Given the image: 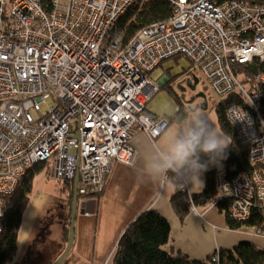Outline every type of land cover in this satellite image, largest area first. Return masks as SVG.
<instances>
[{
  "label": "built area",
  "instance_id": "obj_1",
  "mask_svg": "<svg viewBox=\"0 0 264 264\" xmlns=\"http://www.w3.org/2000/svg\"><path fill=\"white\" fill-rule=\"evenodd\" d=\"M146 1L0 0V235L8 198L33 165H50L59 180L77 171L83 196L102 192L113 161L132 165L137 127L154 137L168 124L145 104L159 88L151 71L176 54L187 56L212 91L228 99L225 118L251 165L217 170V190L221 184V195L231 198L228 216L259 212L264 224V73L245 68L264 62V2L169 0L167 19L124 42L118 20ZM242 112L251 125L233 121ZM115 114L133 124L124 131L110 126ZM100 155L102 163L90 162ZM242 184L249 193L238 192ZM255 232L264 237V229Z\"/></svg>",
  "mask_w": 264,
  "mask_h": 264
},
{
  "label": "crops",
  "instance_id": "obj_2",
  "mask_svg": "<svg viewBox=\"0 0 264 264\" xmlns=\"http://www.w3.org/2000/svg\"><path fill=\"white\" fill-rule=\"evenodd\" d=\"M166 81L167 77L164 75L159 83ZM198 98L203 104L205 99ZM174 122L170 119L167 126ZM154 143H158L157 138L151 140L148 134L138 131L131 140L138 153L135 163H114L107 174L104 190L96 196H83L78 199L79 213L77 210L74 239L65 264H109L120 233L138 212L147 209L156 210L169 223V239L164 246L166 250L172 247L181 250L190 258L204 260L216 249H230L241 241L251 242L264 249V237L256 234L254 227L228 228L224 214L217 207L198 205L201 215L193 214L187 209L177 212L170 201L175 192L171 178L162 180V177H151L144 170L145 158ZM202 179L205 184L204 175ZM203 188L199 190L189 185L188 190L191 194H199ZM64 225L65 222L60 223L58 230L62 231ZM59 231L46 238L50 242L47 253L50 252L51 258L41 264L49 263L54 254L59 256L63 251V239L62 236L59 237ZM34 237L30 231L25 236V244L28 246L31 242L32 248L26 252L29 257L25 253L20 258L22 263L37 260L36 254L44 252L45 246ZM19 239L20 235L17 243ZM18 246L19 244L16 253ZM57 247L61 250H56Z\"/></svg>",
  "mask_w": 264,
  "mask_h": 264
},
{
  "label": "trees",
  "instance_id": "obj_3",
  "mask_svg": "<svg viewBox=\"0 0 264 264\" xmlns=\"http://www.w3.org/2000/svg\"><path fill=\"white\" fill-rule=\"evenodd\" d=\"M250 2H264V0H247ZM172 6L169 0H147L145 3L131 5L117 22L118 29L123 35L124 42L128 41L139 27L148 25L150 22L165 20L169 17ZM245 68L252 72L264 73V62L261 64L250 63ZM165 86V84H164ZM174 94L173 90L170 89ZM174 96H176L174 94ZM176 100L178 101L177 97ZM227 102L228 99L226 100ZM225 105H217V115L221 129L232 137V130L227 124L224 115ZM245 148L238 146L234 140L228 149L227 159L223 160L222 166L234 165L237 170H251V165L247 161ZM206 159V157H203ZM39 163L33 166L22 177L14 193L8 198L7 211L3 220V231L0 235V264H7L13 261L17 249L18 229L21 222L22 211L24 209L27 194L31 190L33 176L42 171ZM217 167L210 166L204 173L205 184L199 194H194V205H207L209 200L215 195V171ZM73 183L65 181L60 188L64 192L66 199L69 197V205L73 198ZM77 191V202L83 197ZM185 195L181 191H175L170 201L176 211L188 210L185 202ZM229 198L219 200L218 210L225 215L226 226L230 229H238L242 226L255 227L260 225L261 217L259 212H255L245 220H237L228 217L226 214ZM69 216L62 231L64 240L68 238ZM170 226L166 218L154 210H142L131 219L114 246V253L109 264H205L203 261L190 258L179 249H164L168 243ZM66 238V239H65ZM66 246V244H65ZM65 248V247H64ZM64 250V249H63ZM217 252V250L215 251ZM218 259L214 264H264V249L256 247L248 241H241L230 250L218 249ZM208 258H212L210 255ZM12 264H20L13 262ZM63 264V261L62 263Z\"/></svg>",
  "mask_w": 264,
  "mask_h": 264
},
{
  "label": "rangeland",
  "instance_id": "obj_4",
  "mask_svg": "<svg viewBox=\"0 0 264 264\" xmlns=\"http://www.w3.org/2000/svg\"><path fill=\"white\" fill-rule=\"evenodd\" d=\"M151 23L152 22H150L149 24ZM116 28L117 30H119L117 25H116ZM140 29L141 27L138 28V31ZM233 67L236 68L237 70H241L242 72H244V70L238 66H233ZM251 71L252 70H250V72ZM151 72H152V74L150 73L151 77L158 83L157 84L158 87H160L158 88V90H156L155 93L153 92L154 94H151L150 98L145 104L147 110L150 113H152V115H155L157 118H164L167 120L166 117L170 118L167 114L176 108H178L182 112L184 110L190 109L192 106H198L200 103L199 98L195 97V95L192 94V92H190L192 90L189 89V87L186 86L185 84L186 83L185 79L187 80L188 78L190 79L191 83H193V79L194 77H196L198 81V85L196 86L197 88L195 90V93L200 92V91L204 92L205 100L207 102L206 103L207 107L201 108V110L205 113L208 120L211 122V124L216 128L218 132L222 133L223 135L227 137H230L236 143L235 138H234V131L231 125L229 124V122L226 120L227 124L232 130V137L226 134L221 129L219 120H218V115H217V105L219 103H223L224 105H226L229 102L224 101L223 99H221L220 96H217V94L212 91L206 77L200 72V70L197 67H194V65L191 63V61L189 60L187 56H185L184 54L173 55L159 62ZM164 75H166L168 79L166 82H164L165 86L164 84L159 83V81L164 77ZM179 84L184 86L185 89L181 90L178 87ZM161 85L163 86L161 87ZM170 89L173 90L176 96H174V94L171 92ZM176 97L178 101L176 100ZM51 103L52 101L50 99H48L44 103H41V111L45 112ZM149 138L153 140V137L149 136ZM228 167H225V168L227 169ZM218 169L219 168H217L215 171V193L214 194L218 198L221 197L219 200L229 198L228 200L230 201L231 198L229 196L221 195V192L219 190V186L221 184L218 185V190H217L216 173ZM163 179L165 178L162 177V180ZM31 183H32V188L30 192L27 194L28 197H27L24 209L22 211L21 222H20L19 229H18V235H20V239L18 240L19 243H17V245L19 244L18 250H17V253H15L14 255L13 261H10L7 264H12L13 262H17V261L19 263H22L20 261V258L23 257V255H25L28 249L30 250V248H32L30 245L31 242L28 246L27 244H25V241H26L25 236H28L29 231L31 232V234L33 233L35 235L34 238H36L40 243H42L45 246V248L43 249L44 252H40L36 254L38 258L37 260L35 259L31 262L22 263V264H41L43 262H46V260L49 261V259L51 258L49 257L50 252L49 253L47 252H48V247L50 245L49 244L50 242L46 238L51 234L54 236L56 232L59 231L58 229L60 227V223L62 222L63 223L65 222V224L67 223L68 214L71 211V205H69V200H70L69 197L68 199H66L67 197L65 193L60 191L61 184L57 183V181L53 179L51 174L46 173L45 170H42L33 176ZM223 186L226 189V187L230 186V184L227 182H224ZM242 190H245L248 193L250 192L249 188L244 186V184L240 185V189L238 190V192H241ZM181 193L185 195V198L187 197V202L190 206L194 204V200H193L194 194L188 195L187 191H181ZM225 193L233 196V193H231L230 191H226ZM229 201H228V205H229ZM71 202H72V199H71ZM208 207L210 208L213 206L209 205ZM214 207H217V206H214ZM239 209H243V207L240 208L239 204L237 203L236 210H239ZM77 210L79 213L78 208ZM197 214L201 215L199 214L198 211H197ZM226 214H227V211H226ZM253 214L254 213L250 212L249 216H252ZM261 222H262V218H261ZM74 228H75V221H74ZM242 228L249 229V228H252V226H242ZM256 228L257 227L255 226L254 229ZM61 236L63 239L61 247L63 249L66 244V240H64L65 235L63 231H59V237ZM59 249L61 250V248L57 247L56 250H59ZM218 249H216L217 252H218ZM215 251L211 255L215 254L216 253ZM27 255L29 257V254ZM67 255L68 253L62 259L63 264L67 262ZM56 256L57 254H54L50 262L55 261L56 258L58 257ZM62 261L60 263H62Z\"/></svg>",
  "mask_w": 264,
  "mask_h": 264
},
{
  "label": "clouds",
  "instance_id": "obj_5",
  "mask_svg": "<svg viewBox=\"0 0 264 264\" xmlns=\"http://www.w3.org/2000/svg\"><path fill=\"white\" fill-rule=\"evenodd\" d=\"M175 122L156 132L154 143L144 161V170L156 178H173L174 191L202 189V179L210 166L222 168L232 139L218 132L199 106L167 114ZM233 121L251 125V117L242 112ZM206 157V159H203ZM2 214V213H0Z\"/></svg>",
  "mask_w": 264,
  "mask_h": 264
},
{
  "label": "bare ground",
  "instance_id": "obj_6",
  "mask_svg": "<svg viewBox=\"0 0 264 264\" xmlns=\"http://www.w3.org/2000/svg\"><path fill=\"white\" fill-rule=\"evenodd\" d=\"M150 81H154V79H152V78H150L149 79ZM146 81H148V78L146 79ZM149 82V81H148ZM110 91V90H109ZM125 93H128L127 91H124ZM87 109V107H83V110H86ZM107 124H109L110 126L112 125V127H114V126H116L118 129H120V130H126L127 128H129L133 123H132V121H131V123L130 124H127L126 122H123L122 120H121V117H119L118 118V115L117 114H115V115H113L112 117H111V120H109L108 121V123ZM144 128H145V130L146 131H148V128L146 127V126H144ZM137 130H139V131H143V132H145L143 129H140L139 127H137ZM135 135V134H134ZM133 135V136H134ZM156 138V136H154L153 137V139H155ZM131 140H132V138L130 139V143H131ZM132 145V144H131ZM134 150H135V152H136V158H137V150L134 148ZM120 153L123 155V151L122 150H120ZM103 159H104V155H100V156H98L97 157V159H95L94 161H90V162H95V163H102L103 162ZM135 161H136V159L133 161V162H131V164H134L135 163ZM114 163H121V162H119V161H113L112 162V164H111V167H110V169L112 168V165L114 164ZM122 164H124V163H122ZM42 165V170H45L46 171V173H49V174H51V176H52V167L50 166V165H45V164H41ZM110 171V170H109ZM77 176V178H78V180L80 179V174L77 172V171H75L74 172V176H73V178L72 179H63V180H59V179H56V178H54L53 176V179L54 180H56L57 181V183H60L61 184V186L63 185V183L65 182V181H68L69 183H73V185H74V188H75V186H76V190H78L79 188H80V186H81V184H80V181H78L77 183H76V185H75V183H74V181H75V177ZM107 177V176H106ZM169 178H171L172 180H173V178L171 177V175H169ZM105 181H106V179H105ZM105 184V183H104ZM31 187H32V184H31ZM103 190H104V186H103V188H102ZM74 190V189H73ZM14 193V192H13ZM12 193V194H13ZM101 193V192H100ZM100 193H97V194H95V195H93V196H96V195H98V194H100ZM184 202H185V204H186V206H187V208H188V211L189 212H191V213H193V214H197V211H198V206H195V205H189L188 204V202H187V197L184 199ZM148 210H153V209H148ZM154 211H156V210H154ZM157 212V211H156ZM162 216V215H161ZM225 216V215H224ZM237 220H244V219H237ZM257 228H259V229H264V224L263 223H261L260 225H257L256 226ZM122 233V232H121ZM121 233H120V235H121ZM120 235L118 236V238L120 237ZM118 240V239H117ZM230 249H232V248H230ZM230 249H225V250H230ZM222 250H224V249H222ZM218 252H217V255H216V258L215 259H210V258H206V259H204V260H199V259H195V260H199V261H203V262H205V264H214L215 262H217V259H218ZM193 259V258H192ZM47 264H52L51 262H49V263H47Z\"/></svg>",
  "mask_w": 264,
  "mask_h": 264
},
{
  "label": "water",
  "instance_id": "obj_7",
  "mask_svg": "<svg viewBox=\"0 0 264 264\" xmlns=\"http://www.w3.org/2000/svg\"><path fill=\"white\" fill-rule=\"evenodd\" d=\"M168 80V79H167ZM185 84L186 86L189 87V89H191L192 91L195 89V84L197 83V78L194 77L193 79V83H191L190 79L187 78V80L185 79ZM161 83V82H160ZM163 83V82H162ZM161 83V84H162ZM164 84V83H163ZM163 85H161L162 87ZM178 87L183 90L185 89L184 86L182 85H178ZM160 88V87H159ZM195 97H201L205 99V94L204 92H197L194 94ZM206 100L203 101V104L198 105L200 108H206ZM178 109V108H176ZM185 111V110H184ZM183 112V111H182ZM167 121L169 123L170 118L166 117ZM78 182V178L77 176L75 177V185ZM76 211H77V191H76V186L73 190V198H72V202H71V211H70V216H69V230H68V238H67V243L66 246L63 250V252L56 258L55 261L52 262V264H59L62 259L66 256V254L68 253V251L70 250L72 243H73V239H74V221H75V216H76Z\"/></svg>",
  "mask_w": 264,
  "mask_h": 264
},
{
  "label": "flooded vegetation",
  "instance_id": "obj_8",
  "mask_svg": "<svg viewBox=\"0 0 264 264\" xmlns=\"http://www.w3.org/2000/svg\"><path fill=\"white\" fill-rule=\"evenodd\" d=\"M198 85V81H197V83L195 84V89L193 90V91H191L192 92V94H195V90H196V86ZM201 92V91H200ZM197 93V92H196Z\"/></svg>",
  "mask_w": 264,
  "mask_h": 264
}]
</instances>
